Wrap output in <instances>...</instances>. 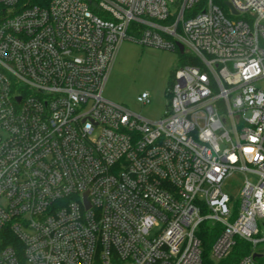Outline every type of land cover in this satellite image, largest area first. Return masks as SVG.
<instances>
[{
	"label": "built area",
	"instance_id": "built-area-1",
	"mask_svg": "<svg viewBox=\"0 0 264 264\" xmlns=\"http://www.w3.org/2000/svg\"><path fill=\"white\" fill-rule=\"evenodd\" d=\"M221 4L0 0V264H203L210 221L264 264V0ZM126 39L191 55L160 121L104 98Z\"/></svg>",
	"mask_w": 264,
	"mask_h": 264
},
{
	"label": "rangeland",
	"instance_id": "rangeland-1",
	"mask_svg": "<svg viewBox=\"0 0 264 264\" xmlns=\"http://www.w3.org/2000/svg\"><path fill=\"white\" fill-rule=\"evenodd\" d=\"M228 0H221L225 3ZM231 16L229 9H225ZM232 19H237L236 16ZM191 55L179 51L144 47L125 40L119 47L116 60L104 88V98L111 103L124 106L146 120L160 121L168 110V94L171 79L176 70L188 64ZM149 94V102L141 103L137 98ZM244 176L234 175L225 185L231 197L230 207L237 216L241 207V188ZM254 178H252L253 180ZM211 221L207 226H211ZM211 257V249L209 250Z\"/></svg>",
	"mask_w": 264,
	"mask_h": 264
},
{
	"label": "trees",
	"instance_id": "trees-1",
	"mask_svg": "<svg viewBox=\"0 0 264 264\" xmlns=\"http://www.w3.org/2000/svg\"><path fill=\"white\" fill-rule=\"evenodd\" d=\"M33 5L47 6L51 0H29ZM223 9H226L225 3L221 4ZM205 229L202 230L201 239L203 245V264H214L209 256V250L214 242L216 236H214L213 230L210 226L205 225ZM241 244L236 248V252L226 261L224 264H234L236 263L243 255L244 252L241 251Z\"/></svg>",
	"mask_w": 264,
	"mask_h": 264
},
{
	"label": "water",
	"instance_id": "water-1",
	"mask_svg": "<svg viewBox=\"0 0 264 264\" xmlns=\"http://www.w3.org/2000/svg\"><path fill=\"white\" fill-rule=\"evenodd\" d=\"M227 6L232 9V7H231V5L229 3L227 4ZM233 12L235 13L234 10H233ZM179 50H180L181 53H183V47L181 45H179Z\"/></svg>",
	"mask_w": 264,
	"mask_h": 264
},
{
	"label": "snow or ice",
	"instance_id": "snow-or-ice-1",
	"mask_svg": "<svg viewBox=\"0 0 264 264\" xmlns=\"http://www.w3.org/2000/svg\"><path fill=\"white\" fill-rule=\"evenodd\" d=\"M246 151H249V152H251V151H252V149H250V148H249V149H246Z\"/></svg>",
	"mask_w": 264,
	"mask_h": 264
}]
</instances>
